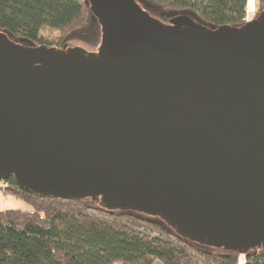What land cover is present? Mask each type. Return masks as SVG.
<instances>
[{
	"label": "water",
	"instance_id": "1",
	"mask_svg": "<svg viewBox=\"0 0 264 264\" xmlns=\"http://www.w3.org/2000/svg\"><path fill=\"white\" fill-rule=\"evenodd\" d=\"M87 2L96 56L0 32V181L151 212L242 256L264 245V9L212 30Z\"/></svg>",
	"mask_w": 264,
	"mask_h": 264
},
{
	"label": "trees",
	"instance_id": "2",
	"mask_svg": "<svg viewBox=\"0 0 264 264\" xmlns=\"http://www.w3.org/2000/svg\"><path fill=\"white\" fill-rule=\"evenodd\" d=\"M169 12L191 13L209 29L241 27L249 0H143ZM257 15L264 0H256ZM256 15V16H257ZM95 17L87 0H0V32L31 46L64 48L85 35ZM45 30L49 34H44ZM0 190L33 210L0 211V264H239L240 253L202 247L163 220L131 210H110L77 197L43 196L13 178ZM245 264H264V245L250 248Z\"/></svg>",
	"mask_w": 264,
	"mask_h": 264
},
{
	"label": "rangeland",
	"instance_id": "3",
	"mask_svg": "<svg viewBox=\"0 0 264 264\" xmlns=\"http://www.w3.org/2000/svg\"><path fill=\"white\" fill-rule=\"evenodd\" d=\"M138 4H141L142 8L148 13L151 14L157 21L160 23L162 22L165 25H168L170 18L175 15V13H171L166 9L160 8L152 3H147L143 0H136ZM253 9L254 17L257 15L258 9H257V2L256 0H249L248 2V9ZM264 9V8H263ZM262 11V10H261ZM191 14V13H190ZM44 34H49L48 30H45L43 32ZM8 38L11 42L15 43L18 46H25L30 47L26 42L17 41L14 39L11 35H8ZM103 43V30L100 26V23L95 17L92 21V23L89 25L87 32L85 35L78 36L71 38L67 43L65 47H76L78 50L82 51L84 54H90L96 56L100 52L101 45ZM95 202V201H92ZM22 209V210H33V206H31L28 202L26 203L23 199L20 197H15L11 195L8 192H3L0 190V211L5 209ZM131 211H133L131 209ZM145 217H154L156 219L163 220V217L157 214H153L151 212L145 213L140 212ZM167 223V222H166ZM168 224V223H167ZM170 226V225H169ZM170 227H174V225L171 224ZM175 228H173L174 230ZM177 232V231H176ZM189 239V238H188ZM192 242L198 243L202 247H208L209 249L216 250L222 247L214 246L206 242H200L199 240H191ZM239 264H244V256L240 255L239 257ZM153 263H159L162 264L160 261H155ZM152 263V264H153Z\"/></svg>",
	"mask_w": 264,
	"mask_h": 264
},
{
	"label": "built area",
	"instance_id": "4",
	"mask_svg": "<svg viewBox=\"0 0 264 264\" xmlns=\"http://www.w3.org/2000/svg\"><path fill=\"white\" fill-rule=\"evenodd\" d=\"M254 17V14H253V9H248V4H247V7H246V14L244 16V21L247 22L249 21L250 19H252ZM245 264V263H244Z\"/></svg>",
	"mask_w": 264,
	"mask_h": 264
},
{
	"label": "crops",
	"instance_id": "5",
	"mask_svg": "<svg viewBox=\"0 0 264 264\" xmlns=\"http://www.w3.org/2000/svg\"><path fill=\"white\" fill-rule=\"evenodd\" d=\"M153 264H159V263H153Z\"/></svg>",
	"mask_w": 264,
	"mask_h": 264
}]
</instances>
